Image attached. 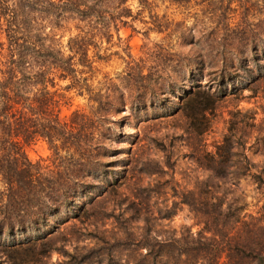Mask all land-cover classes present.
Returning a JSON list of instances; mask_svg holds the SVG:
<instances>
[{"label": "rangeland", "instance_id": "374dc122", "mask_svg": "<svg viewBox=\"0 0 264 264\" xmlns=\"http://www.w3.org/2000/svg\"><path fill=\"white\" fill-rule=\"evenodd\" d=\"M99 1L111 37L95 36L97 48L91 47L88 55L98 52L103 60L93 59V71L82 77L94 93L125 94L127 63L146 60V67L153 69L151 103L136 116H129L128 106L111 116L113 129L106 148L89 166V185L71 197L70 204L44 208V220L37 227L0 239V264L11 263L6 259L10 244L28 240L35 241L36 249L22 253L16 264L132 263L143 237L167 240L187 230L195 236L204 227V220L181 200L190 193L197 197L205 180L218 196L224 194L223 209L229 206V214L257 217L264 208V0ZM126 8L130 17L121 18ZM39 16L34 20L43 23ZM78 24L66 18L60 27L50 31L45 26L42 32L52 36L55 48L66 56L69 40L84 36ZM0 42H5L3 35ZM195 60L203 64L196 78L201 89L218 93L203 134L197 130L199 121L186 116L191 112L183 104L188 90L196 88L186 68ZM55 83L49 90L61 96L60 119L89 112L87 92L65 89L69 80ZM229 135L238 141L249 171L218 181L210 178L206 159ZM23 152L32 163L53 154L42 139L23 146ZM234 159L244 164L240 157Z\"/></svg>", "mask_w": 264, "mask_h": 264}, {"label": "trees", "instance_id": "16d2710c", "mask_svg": "<svg viewBox=\"0 0 264 264\" xmlns=\"http://www.w3.org/2000/svg\"><path fill=\"white\" fill-rule=\"evenodd\" d=\"M100 2L0 0V35L5 39L0 42V184L3 186L0 197L4 198L0 202V239L5 235L13 239L27 233L29 227H37L44 220V208L56 210L73 202L71 197L89 185V166L96 163L97 154L106 148L105 141L113 129L111 116L125 106L131 111L130 117L136 116L151 103L148 94L153 91L149 83L153 69L146 67V60L127 63L122 78L125 94L94 93L87 77H82L93 71L95 59L103 60L98 52L91 58L88 55L91 47L97 48L95 36L107 40L111 37ZM125 2L121 0L122 4ZM130 14V9H122L120 17L128 18ZM35 16L44 22L37 23ZM66 18L81 23L77 26L84 36L69 40L70 54L65 56L55 48L53 37L42 30L45 26L50 31L58 28ZM152 56L150 53L149 57ZM77 66L82 69H76ZM186 68L196 88L186 93L184 110L191 112L186 111V116L199 121L197 130L203 134L207 131V112L214 108L218 93L202 90L198 84L201 62L197 64L195 60ZM55 80H69L65 89L87 92L92 104L89 112L76 111L67 121L60 119L61 96L49 90L56 86ZM224 82L221 79V92L225 96ZM233 137H225L215 155L207 156L205 168L210 178L218 181L229 175L239 178L249 171V162ZM38 139L44 140L53 154L48 160L32 163L23 146ZM239 157L244 164L234 159ZM200 191L197 197L190 193L181 200L204 220V227L195 236L188 230L179 238L167 240L145 236L136 244L135 250L139 252L132 263L126 264H264V208L257 217H240L238 213L229 214V206L223 209L224 194L218 196L209 180L202 183ZM33 206L37 209L32 212ZM15 243L8 246L10 254L6 259L11 262L8 260V264H16L22 253L32 252L37 246L30 240Z\"/></svg>", "mask_w": 264, "mask_h": 264}]
</instances>
